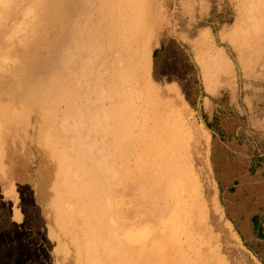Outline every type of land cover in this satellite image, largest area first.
Returning <instances> with one entry per match:
<instances>
[{
  "label": "rangeland",
  "instance_id": "obj_1",
  "mask_svg": "<svg viewBox=\"0 0 264 264\" xmlns=\"http://www.w3.org/2000/svg\"><path fill=\"white\" fill-rule=\"evenodd\" d=\"M0 1V57L8 58L4 65L9 67L0 73V264H143L157 253L158 259L148 264H264V241L253 233L251 223L254 215L264 221V165L249 172L253 155L264 157V140L247 142L239 133L237 141L230 135L240 126L242 114L247 121L242 93L250 86L240 62L251 49L258 55L263 46L264 0H231L234 24L217 36L205 30V45L191 50L200 80L187 72L174 48L161 54L159 71L172 75L175 81L169 82L154 79L152 56L177 30L169 8L178 2L196 26L206 22L212 8L222 11L226 0H147L155 18L148 43V80L162 104L171 101L166 91L175 89L185 108L180 118L187 141L167 151L176 164L161 171L159 188L141 191L125 187L120 178L123 168L132 174L131 152L111 156L103 132L98 139L89 136L94 128L111 127L114 116L133 118V105L123 110L124 97L134 95L136 104L145 102L137 99L140 89L132 70L117 61L114 19L120 10L104 13L98 0ZM138 3L124 0L126 16L138 12L142 18ZM235 28L244 35L240 39H230ZM181 41L188 39L181 36ZM210 48L222 49L225 60L234 65L217 104L210 100L217 94L204 90L196 60L199 50L208 54ZM10 79L28 83L14 99L7 92ZM202 110L209 117L214 113L217 126L228 135L209 130ZM144 122L151 128L147 119ZM249 125L245 129L254 131ZM53 151L61 152L67 164L82 159L87 166L96 157V208L103 216L94 230L86 231L99 241L92 249L82 243L69 212L61 214L54 206L59 192ZM77 174L71 172L73 178ZM65 201L60 209L73 208ZM12 216L21 219L13 221Z\"/></svg>",
  "mask_w": 264,
  "mask_h": 264
},
{
  "label": "bare ground",
  "instance_id": "obj_2",
  "mask_svg": "<svg viewBox=\"0 0 264 264\" xmlns=\"http://www.w3.org/2000/svg\"><path fill=\"white\" fill-rule=\"evenodd\" d=\"M98 1L103 4L104 13L111 12L113 9L120 10V14L114 19V22L118 24L114 41L120 47L117 61L119 65L125 66L129 71L132 70L131 75L136 81L135 84L140 89L137 99L144 100L145 102L137 101L136 104V96L134 95L122 97L121 105L124 107L123 110H126L129 104L134 106L135 114L133 118H120L118 116H114L113 118L112 116L113 125L111 127L103 131H100L99 128H94L89 133V136L93 139H98L100 133L103 132L108 140L107 148L111 156L118 155L126 150L131 152L134 157L133 168L131 169L132 174H125L124 171H128L125 168L122 169L120 174V178L124 180L125 187L128 186L136 191H141L148 186L158 189L163 179L161 171L176 164L167 151L179 146L183 147L187 141V133L183 128L180 118V112H183L185 108L180 104L178 96L174 91L175 89L171 88L166 91L170 95L171 101L168 104L158 102L156 100L158 99V92L150 85L148 80V43L155 30V18L151 13L152 5L147 0H132L139 2L140 13L144 12L142 18H140L138 12L134 16H126L127 13L125 14L124 12L126 11L124 0ZM142 1L144 3L143 7ZM252 11L254 9L250 8L249 12L251 13ZM63 14L65 16L64 11ZM65 33L66 30L62 26L60 35L64 36ZM242 36L244 35L235 28L230 35V39H240ZM101 38L106 40L105 37ZM205 43V37L201 36L198 41V47L201 49ZM5 57L7 56L5 55ZM7 59L0 57V73H2L1 69L3 67L9 69L8 65H4ZM196 60L201 67L205 89L206 91H210L214 75L223 72L226 67V60L222 50L213 52V49L210 48L208 54H203L199 51L196 53ZM94 70L96 71V67H94ZM12 83V79L8 80L7 92H11L14 99L17 90L28 83H24L23 79ZM59 86L63 90L65 82L61 80ZM93 106L95 108V105ZM144 116L151 123V128H149V124L145 125L144 120L146 119H144ZM94 122L92 123L93 126ZM96 147L97 145H91L90 149L95 150ZM51 154L58 160L55 189L58 190L59 194H57L58 198L54 206H57L61 214L69 212L72 223L78 227L79 233L84 236H82L84 240L82 243L92 249L95 242L99 243V241L96 237L91 238L87 230H94L93 225H98L103 216V214H99L100 210L96 208V206L98 207L97 192L100 188V185L93 180L95 177L97 178L92 168V164L96 162V157L89 159L86 166V164H83L82 159L78 164H67L61 152L53 151ZM13 170L15 169L13 168ZM72 171H77L78 173L74 178L71 176ZM85 181H89V183ZM63 200L73 204V208L60 209V203ZM123 210L127 212L129 208ZM18 214V211L15 212V216ZM138 220H140V224L143 222L139 218ZM135 223H137V219ZM157 259L158 253L149 257L148 260H143V264H148Z\"/></svg>",
  "mask_w": 264,
  "mask_h": 264
},
{
  "label": "trees",
  "instance_id": "obj_3",
  "mask_svg": "<svg viewBox=\"0 0 264 264\" xmlns=\"http://www.w3.org/2000/svg\"><path fill=\"white\" fill-rule=\"evenodd\" d=\"M169 9L171 18L177 22V30L175 31L174 36H167L160 43V47L153 51L152 56L154 79L157 82H160L161 80H165L168 82L175 81L171 74L160 73L159 71L161 65L159 62V56L166 52L168 49L174 48L178 57L187 67V72L194 78H196L195 80L198 81V79L200 80L199 70L191 59L192 46L190 42L197 37L198 33L201 30H210L214 36H217L218 33L222 32L225 28L232 26L236 20V11L234 9V4L231 0H226L222 11H220L219 13H215L214 9L212 8L210 11V16L206 19V22L203 24H197L196 26L190 24L189 17L183 13L178 2ZM193 27H195V30L192 33H189ZM181 36L187 37L188 42H182ZM249 86L250 87L248 89H243L242 94L245 95L246 98H250V101L252 102V110L250 113H248L246 107L245 114L247 115V121H245L244 114H242L240 117V126L234 127L230 131L231 133H229L232 137L236 138L240 133L241 139H246L247 142L258 141L259 139L264 140V132L256 131L254 129V131L246 130V125L248 127V124H250V117L254 120L264 117V79H253L250 81ZM221 93L222 92L220 91L217 96L211 97V103L217 104L218 98ZM201 115L205 126L213 133L217 132L220 136H223L225 134L228 135V131H221L219 126H217V116L214 113H212V115L209 117L206 111L202 110ZM241 139L240 137H238L236 140L239 141ZM262 165H264V157H262L258 153H255L251 160L249 172L254 173ZM5 204L6 206L8 205L6 202ZM251 223L253 233H255L259 239L264 241V221H261L259 219V216L254 215L251 217Z\"/></svg>",
  "mask_w": 264,
  "mask_h": 264
},
{
  "label": "crops",
  "instance_id": "obj_4",
  "mask_svg": "<svg viewBox=\"0 0 264 264\" xmlns=\"http://www.w3.org/2000/svg\"><path fill=\"white\" fill-rule=\"evenodd\" d=\"M206 34H207V31L201 30L198 33L197 37L190 42L193 49H195V47L199 49L198 41L200 40L201 36L205 37ZM218 50H222V49L218 48ZM199 51H202V50H199ZM257 54L258 55H256L254 49H251V51H248L245 61L241 59V62H240L241 68H242L241 71L243 72L242 76L243 78L248 80V83H250L251 80L256 79V78L264 79V41H263V46L261 48V51L258 52ZM225 63H226V67L224 71L214 75V80L211 84V90L206 91L205 85H204V90L207 94L209 95L218 94L223 88L226 87L224 82H226L227 79L232 78L233 75H232L231 68H234V65L231 66L230 63L232 64V62L227 61V60ZM246 105H247V112L250 113L252 110V102L250 101L249 97L246 98ZM249 120H250V127L252 129L256 131L264 132V117H262L261 119H256V120H254L253 118L251 119L250 117ZM10 219L13 221H19L21 217L12 216L10 217Z\"/></svg>",
  "mask_w": 264,
  "mask_h": 264
}]
</instances>
